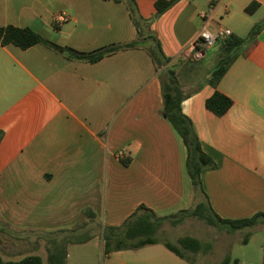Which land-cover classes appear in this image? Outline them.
<instances>
[{
  "label": "crops",
  "instance_id": "crops-1",
  "mask_svg": "<svg viewBox=\"0 0 264 264\" xmlns=\"http://www.w3.org/2000/svg\"><path fill=\"white\" fill-rule=\"evenodd\" d=\"M156 1L136 0L144 19L156 15ZM254 2L259 8L249 11ZM59 14L66 20L55 21ZM262 20L264 0H181L154 20L142 39L148 43L149 35L157 37L169 66L184 69L180 80L189 96L183 111L217 164L202 174L203 187L214 211L228 220L264 213V29L219 83L234 101L222 117L206 108L215 88L205 83L209 74L196 80L191 70L199 68L192 59L205 25L244 38ZM0 23L30 27L52 42L86 52L139 38L127 4L113 0H0ZM146 48L89 63L43 44L28 50L0 44V226L9 234L38 235L32 254L43 255L47 233L81 225L96 228L103 243L105 227L122 226L141 206L166 217L193 205L187 149L163 114L159 72ZM91 210L95 222L87 214ZM183 226L166 222L159 237L166 239ZM250 229L247 244L246 237L226 229L206 231L214 235L213 245L219 237L226 240L219 264L235 243L248 247L264 223ZM229 256V264H262L264 241L257 256ZM69 257L68 251L67 264ZM205 257L200 260L207 264ZM86 259L79 264H92ZM101 264L190 263L158 243L105 254Z\"/></svg>",
  "mask_w": 264,
  "mask_h": 264
},
{
  "label": "trees",
  "instance_id": "trees-1",
  "mask_svg": "<svg viewBox=\"0 0 264 264\" xmlns=\"http://www.w3.org/2000/svg\"><path fill=\"white\" fill-rule=\"evenodd\" d=\"M113 1L117 3L125 2L127 4L131 18L139 32V38L137 40L86 52L52 42L30 27H18L15 25L3 26L0 23V44L2 46L15 45L23 50H28L36 45L43 44L68 59L89 63L100 62L105 57L119 51L135 49L145 45L148 47L146 50L151 56L156 70L159 72L162 84L163 114L182 137L187 149L186 164L194 188V203L189 209L181 210L166 217H158L151 209L146 206H141L122 226L104 228L102 234L104 254L107 255L125 250H138L149 245L163 243L166 248L188 263L205 264L200 258L210 254V246L205 247L198 238L193 236H184L178 240L177 244L163 240L159 237L163 225L166 222H170L173 226H177L186 219L196 218L208 226L219 225L228 232L234 233L238 230L254 228L260 223H264V213H258L246 219L228 220L221 218L214 211L203 187L202 174L207 170L215 169L217 164L204 151L193 121L183 111V102L189 95L183 89L178 70L169 66L171 59L164 54L162 45L157 37L152 35L148 37V39H152L155 42L154 45L150 44V41L147 43L142 40L143 38H147L144 35V30L149 31L150 25L154 20L162 16L181 0H157L155 3L156 15L149 20L144 19L140 14L136 0ZM258 8L259 4L254 2L248 7V10L256 11ZM263 29L264 20L254 25L247 37L243 38L232 35L222 42L219 61L215 69L210 71L205 81V83L215 88L214 94L206 100V108L218 117L224 116L234 105V101L218 89L219 83L235 60L244 53L246 47L258 41V37ZM195 49L200 53H206L207 50L202 40L195 42ZM2 137L3 132L0 131V143ZM123 163L129 165L130 160L123 159ZM87 214L91 221H96L97 215L95 212L91 210ZM78 229L84 228L80 225L73 229L60 230L44 235V239L48 242L49 264H67V247L70 244H79L90 240V237H85L80 240L72 239L70 234L76 232ZM249 238L250 234L244 239L243 244H247ZM230 262L231 257L228 255L222 264H229ZM0 264L45 263L41 256L28 254L19 261H6L0 255ZM262 264H264V259Z\"/></svg>",
  "mask_w": 264,
  "mask_h": 264
},
{
  "label": "rangeland",
  "instance_id": "rangeland-1",
  "mask_svg": "<svg viewBox=\"0 0 264 264\" xmlns=\"http://www.w3.org/2000/svg\"><path fill=\"white\" fill-rule=\"evenodd\" d=\"M150 44L154 45L155 42L153 40H150ZM221 54V46L219 44L216 45V47L213 50L207 51L206 56L201 61H198V59L194 58L192 59V62L196 61L194 65L198 67L199 69H192L191 71L195 73L196 80L204 79L211 70L215 69L219 57ZM184 69H178L179 76H181V73H183ZM185 226H183L180 229H175L173 233L170 235H166L163 240H169L170 242L177 244L178 240L184 236H191V233H197V234H203V237L200 239L202 244L206 246L211 247V252L208 254L206 258L207 264H219L220 260L223 259V256H225V250L227 249L225 245V238L220 239L216 242L215 245H213V242L211 241V238L214 237L212 233H207L206 231H215V234H219V231L223 230L224 228L221 226H208L206 223L202 222L199 219L196 218H190L186 219ZM170 223V222H169ZM170 226H173L170 223ZM250 228H246L243 230H238L233 233L234 236H241V237H247V235L250 232ZM97 234L96 228H84V229H78L76 232H73L70 234L72 239L80 240L85 237H90V240L86 242V245L84 246H77V244H70L67 247V251L70 253V257L68 258L69 264H79L81 261H83L85 258L88 260V263H96L101 264L103 259L105 258L104 249H103V243L100 239V235ZM38 235L34 234H20V235H14L9 234L4 230L3 226H0V254L3 255V259L6 261L13 260V261H19L23 259V256H27L28 254L34 253L36 250H34V243H36V238ZM62 236V235H58ZM97 236V238H95ZM250 244L248 247H243L240 243H235L232 247H230L229 251L227 252V256L231 253L235 254H241L245 253L246 258L252 256V255H258L259 253V247L261 246L262 242L264 241V231H259L255 233L254 237L250 239ZM48 242L43 239V249L42 252L45 256L44 263H48ZM69 248V249H68ZM8 253L11 254V256L8 255ZM37 254V253H36ZM40 256H43L41 254H38ZM211 255V256H210ZM85 257V258H84Z\"/></svg>",
  "mask_w": 264,
  "mask_h": 264
},
{
  "label": "built area",
  "instance_id": "built-area-1",
  "mask_svg": "<svg viewBox=\"0 0 264 264\" xmlns=\"http://www.w3.org/2000/svg\"><path fill=\"white\" fill-rule=\"evenodd\" d=\"M204 18L207 17L206 13H203ZM66 20V17L62 14H59L55 17V21L63 22ZM232 36V32L228 29H218L217 31H211L205 25L198 35V40H202L207 49L213 48L219 40H225L226 38ZM201 53L198 52L193 58H200ZM120 157H123V153L120 154Z\"/></svg>",
  "mask_w": 264,
  "mask_h": 264
}]
</instances>
